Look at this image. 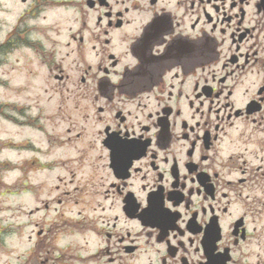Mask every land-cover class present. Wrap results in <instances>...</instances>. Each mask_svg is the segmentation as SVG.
<instances>
[{
    "label": "flooded vegetation",
    "instance_id": "af4514ba",
    "mask_svg": "<svg viewBox=\"0 0 264 264\" xmlns=\"http://www.w3.org/2000/svg\"><path fill=\"white\" fill-rule=\"evenodd\" d=\"M23 5L20 46L102 179V252L264 264V0ZM58 7L65 28L37 23Z\"/></svg>",
    "mask_w": 264,
    "mask_h": 264
},
{
    "label": "rangeland",
    "instance_id": "374dc122",
    "mask_svg": "<svg viewBox=\"0 0 264 264\" xmlns=\"http://www.w3.org/2000/svg\"><path fill=\"white\" fill-rule=\"evenodd\" d=\"M33 1L0 0V43L12 37L8 30L20 7H32ZM45 14L38 24L58 20V29L65 28L67 11L58 7ZM17 36L9 50H0V264H84L80 261L88 258H94L89 264H143V256L121 258L100 249L105 244L99 228L105 224L96 209L101 176H91L82 143L68 141L65 109L52 108L60 95L50 100L53 92L43 91L39 55L21 47ZM42 107L47 109L40 113Z\"/></svg>",
    "mask_w": 264,
    "mask_h": 264
},
{
    "label": "bare ground",
    "instance_id": "6f19581e",
    "mask_svg": "<svg viewBox=\"0 0 264 264\" xmlns=\"http://www.w3.org/2000/svg\"><path fill=\"white\" fill-rule=\"evenodd\" d=\"M2 117H4V118H6L4 115H1ZM9 120H11V119H9ZM11 122L13 123V124H15V125H20V123L19 122H14V121H12L11 120ZM17 145V144H16ZM13 150H15V149H13ZM39 149H36V151H38ZM69 161H70V159H69ZM85 257H92V255H87V256H85ZM70 258H72V255H70ZM89 260L88 261H86V260H84V261H80V262H83L84 264H89L90 263V261H94V260H92V259H94V258H88ZM73 262V261H72Z\"/></svg>",
    "mask_w": 264,
    "mask_h": 264
}]
</instances>
